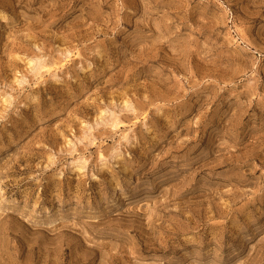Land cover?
<instances>
[{
  "label": "rangeland",
  "instance_id": "374dc122",
  "mask_svg": "<svg viewBox=\"0 0 264 264\" xmlns=\"http://www.w3.org/2000/svg\"><path fill=\"white\" fill-rule=\"evenodd\" d=\"M0 264H264V0H0Z\"/></svg>",
  "mask_w": 264,
  "mask_h": 264
}]
</instances>
